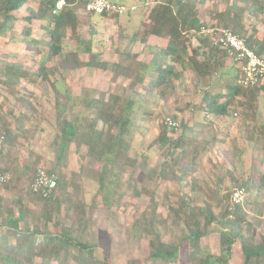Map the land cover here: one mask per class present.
<instances>
[{"label":"rangeland","instance_id":"1","mask_svg":"<svg viewBox=\"0 0 264 264\" xmlns=\"http://www.w3.org/2000/svg\"><path fill=\"white\" fill-rule=\"evenodd\" d=\"M113 1L133 4L136 8L121 16L102 18L78 11V36L90 38L87 25L91 23L96 30L95 40L103 43L104 49L97 66L89 63L87 51L77 46L76 36H70L68 31L63 41L64 49L79 52L80 66L64 70L57 64V56L45 63L47 70L55 65L57 68L53 72L48 71L47 80L36 76L46 56L48 34L41 27L40 20L30 22L28 35L23 34L22 26L26 24L24 17L28 13L25 7L37 8V0H30L26 6L15 11L16 20L8 24L9 29L0 35V136L3 135L0 168L5 170L0 173L10 176L7 182L0 185V197L8 203L15 199V192L6 184L32 164L34 170L40 166L47 170L57 168L54 172L57 177L60 171L65 175L63 184L66 192L73 200L81 201L87 207V238L95 246L96 257H105L109 264H150L147 260L149 237L138 223V218L151 210L160 219L156 228L163 240L176 241L183 232V222L176 219L168 207H176L182 192L189 189L176 180L150 181L147 177L151 170L157 172L164 160L155 138L165 125V118L171 117L179 122V127L169 132L172 138H195L196 146L200 147L195 160L197 168L192 177L196 178L201 190L192 194L193 204L209 206L221 218L226 207L230 210L234 207L230 203V194L235 187L251 179L256 184L264 176V92H259L252 105L241 103L243 97L237 95L229 106L228 115L216 117L205 113L201 107L204 92H226L227 87L235 83L236 67L225 59L206 82H201L195 74L186 70L183 79L176 83L175 90L167 93L165 98L156 94L150 98L153 103L141 109H137L136 104L135 127L130 138L125 139L128 147L122 150L114 148L112 151L118 159L114 169L122 172L118 175L120 186L114 188L117 193L111 192L109 204L105 205L99 174L107 151L98 144L93 152H88L86 138L90 134L89 123L98 112L95 106L88 103L101 95H104L105 102L113 95L119 96L122 102L134 100L130 80L115 74L113 65L123 62L135 68L139 61L148 64L152 56L150 48L160 47L158 45H163L166 39L147 34V14L156 0ZM197 9L201 24L229 27L250 38L251 44L254 40L264 43V0H204L197 3ZM227 11L229 17L234 15L229 24L225 19L228 17ZM135 32L136 38L133 36ZM186 37L191 39L190 36ZM191 42L196 44L195 41ZM127 50L137 55L135 61L123 60ZM7 64L12 68L19 66L17 73L21 75L13 77V72H6ZM21 70L27 73L23 75ZM8 77L17 80L12 85L5 84L3 81ZM149 81L150 75L146 77L147 84ZM55 89L59 96L55 94ZM135 90L142 94L144 88L137 85ZM224 100L220 98L219 102ZM106 109L109 110L107 106ZM113 110L120 113L119 108ZM60 114L77 126V136L63 151L59 143H54L56 118ZM95 129L103 132V140L110 132L116 134L118 131L117 127L108 129L101 120L95 124ZM203 143H206L205 149L201 148ZM193 145L187 146L186 165L193 155ZM104 184L107 189L113 188L107 178ZM142 187L149 188L153 194L145 192ZM216 188L217 194L214 192ZM244 188L250 197V184L246 183ZM29 207L37 214L40 211L32 202H29ZM61 212L48 223L47 228L51 232L58 231L60 224L70 223V218L64 217L63 210ZM241 215L245 221L242 229L249 225L255 239L264 235V212L259 215L256 205L243 204ZM30 224L33 228L32 221ZM37 225L44 228L41 219H38ZM222 229V224L213 222L212 231L201 238L200 244L211 253H218V231ZM242 262L243 254L236 240L232 246L230 264ZM171 264H190L187 244L181 248L179 261Z\"/></svg>","mask_w":264,"mask_h":264},{"label":"trees","instance_id":"2","mask_svg":"<svg viewBox=\"0 0 264 264\" xmlns=\"http://www.w3.org/2000/svg\"><path fill=\"white\" fill-rule=\"evenodd\" d=\"M28 1L30 0H0V35L9 29L8 24L16 20L14 12L26 6ZM37 1V8L25 7L28 13L24 17L26 24L22 26L23 34L28 35L30 22L40 20L42 22L41 27L48 34L46 56L39 65L36 76L47 80L48 71L53 72L57 68L55 65L51 70H47L45 63L57 56L59 57L57 64L64 70L75 69L80 66L79 52L64 49L63 41L66 39L68 31L70 36H76L77 46L87 51L89 63L97 66L99 64L98 58L104 48L102 42L95 40V26L88 23L87 27L90 31V38L88 39L80 38L77 33L78 11L82 9L87 0H67L71 6L64 7L57 15L50 14L51 1ZM203 1L156 0L147 14V34L165 37L167 39L166 46L150 48L152 56L148 64L140 61L135 62V68L123 62H117L113 65L115 74L125 76L130 80L129 86L134 88V100L126 99L122 102L119 96L113 95L105 102L104 95H101L88 103L95 106L98 111L89 123L90 134L86 138V144L89 146L88 152H93L98 144L103 145L107 151L99 174L100 191L104 193L105 205L109 204V194L116 192L115 186H120L118 175L122 172L114 169L118 159L112 151L114 148L122 150L128 147V142L125 139L126 137L130 138L135 127L136 104L137 109H141L142 106L153 103L150 98H154L156 94L160 98H165L167 93L175 90L176 83L183 79L186 70H190L201 82H206L226 59L225 51L213 48L208 38L199 36V44L191 46L190 40L184 36L190 31L199 30L200 26L203 25L198 18L197 9V3ZM235 8L237 9L234 6ZM90 15L103 17L101 14ZM226 16H228L225 18L226 23H231L234 15L230 18L229 11H227ZM234 32L238 34L236 31ZM136 35L137 32L134 33V38L137 37ZM244 38L257 54L264 56L263 42L254 40L251 44L250 38ZM136 57L137 55L130 53L129 50L123 54V60L126 61L129 59L135 61ZM4 70L8 73L13 72V77L21 75L17 73L20 67L16 65L12 68L11 65L7 64ZM20 72L23 75L27 73L24 70ZM148 75H150L151 81L147 84L146 77ZM15 80L17 79L8 77L3 82L12 85ZM137 85L144 88L142 94L135 90ZM261 90L264 92V83L255 87L243 88L235 80L234 85L228 86L226 92L220 90L204 92L201 107L205 113L214 114L216 117L228 115L229 106L237 95L243 97L241 103L252 105ZM54 92L59 96L56 89ZM67 97L70 99L68 95ZM220 98L225 100L219 102ZM135 100L138 102L136 103ZM106 106L109 110L106 109ZM114 108H119L120 113H116ZM99 120L104 122L108 129L117 127L116 134L109 131L111 134H107V139L103 140V132L95 129V124ZM173 130L176 129L162 125L155 141L162 149L164 160L161 168L157 172L151 170L147 177L150 181L154 179L161 181L176 180L178 183H182L184 188H189L182 192L176 207L173 205L168 207L173 216L183 222V232L174 242L164 241L160 231L156 228V224L160 221L158 216L151 210L142 213L138 218V223L143 226L149 237L147 260L150 264L177 263L183 244H187L190 264H230L232 246L238 240L243 254L242 264H264V235L255 239L250 233L249 225L246 226L245 230L242 229L241 225L245 221L241 215L240 205H235L232 210L226 207L221 218H219L209 206L193 204L192 194L201 190L196 183V178L192 177L197 168L195 160L198 157V148L200 147L196 146L195 138L185 140L172 138L169 132ZM56 131L54 143L60 144L61 151L65 149L73 137L77 136V126L73 124L71 119L62 114L56 118ZM191 143L194 144L192 147L193 155L189 164L186 165L184 159L187 156V146ZM205 144L203 143L202 149H205ZM108 154H113V156ZM34 167L32 164L19 177L6 184V187L15 192L16 195L11 203L0 197V264H109L105 257H96L95 246L88 241L87 207L83 202L73 200L70 194L66 192L63 184L65 175L61 171L58 172L54 193L45 198L33 193L30 189V183L37 169L34 170ZM2 171L5 170L0 168V172ZM47 171L54 173L57 168ZM105 178L109 180V184L113 188L107 189L105 187ZM246 183L250 184V197L244 188ZM237 187L245 189L244 205H256L258 214L262 215L264 212V176L256 184L251 179V181L243 182ZM142 190L153 194L149 188L142 187ZM214 192L217 194L218 189L216 188ZM151 198L153 197L151 196ZM29 202L40 209L38 214L29 207ZM62 210L64 217L70 218V223L68 225L60 224L58 231L51 232L47 225L53 221L55 215L61 214ZM230 215L232 218H229ZM38 219L43 221L44 228L38 227ZM31 221L33 228H31ZM215 221L222 224L223 229L218 231V253L213 254L200 244V240L212 231L211 226Z\"/></svg>","mask_w":264,"mask_h":264},{"label":"built area","instance_id":"3","mask_svg":"<svg viewBox=\"0 0 264 264\" xmlns=\"http://www.w3.org/2000/svg\"><path fill=\"white\" fill-rule=\"evenodd\" d=\"M51 1L50 14L57 15L64 7L71 6L67 0H47ZM136 5L125 4L113 0H87L82 7V11L87 14H101L106 17L121 16L135 10ZM194 34L202 38H208L213 48L222 49L226 53V58L234 63L237 70L236 83L243 87H255L264 83V56L259 55L251 48L246 39L236 34L231 28L214 25H202ZM164 124L177 129L179 122L171 117H166ZM3 135L0 136V143ZM10 176L0 173V185L7 182ZM56 187V175L50 173L46 168L40 166L36 169L30 183L33 193L42 197H49L54 193ZM245 189L235 187L230 194L232 206H242L245 201Z\"/></svg>","mask_w":264,"mask_h":264},{"label":"crops","instance_id":"4","mask_svg":"<svg viewBox=\"0 0 264 264\" xmlns=\"http://www.w3.org/2000/svg\"><path fill=\"white\" fill-rule=\"evenodd\" d=\"M38 21H39V20H38ZM185 36H188V37L190 36V38H191V39H189L190 42H191V40L196 42V44L191 42V45H192V46H197V45L199 44V42H198V37H199V36H198L197 34H194L193 31H190V32L186 33ZM156 37H157V36H156ZM158 38L162 39V37H158ZM166 43H167V39H165V43H164L163 45H158V46H160V47H165V46H166ZM226 59H227V58H226ZM231 63H232V62H231ZM232 64H234V63H232ZM234 67H235V65H234Z\"/></svg>","mask_w":264,"mask_h":264}]
</instances>
